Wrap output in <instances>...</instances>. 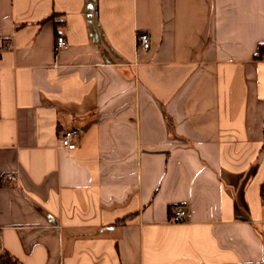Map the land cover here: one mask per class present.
<instances>
[{
	"label": "crops",
	"instance_id": "obj_1",
	"mask_svg": "<svg viewBox=\"0 0 264 264\" xmlns=\"http://www.w3.org/2000/svg\"><path fill=\"white\" fill-rule=\"evenodd\" d=\"M260 44L264 0H0V252L264 264Z\"/></svg>",
	"mask_w": 264,
	"mask_h": 264
},
{
	"label": "built area",
	"instance_id": "obj_2",
	"mask_svg": "<svg viewBox=\"0 0 264 264\" xmlns=\"http://www.w3.org/2000/svg\"><path fill=\"white\" fill-rule=\"evenodd\" d=\"M138 36V48L142 51H149L151 46V38L145 32H140L137 34ZM56 42V49H64L67 45V39L60 36L57 37ZM13 47L10 41L4 45V49L8 50ZM79 137V132L76 130H67L61 137H60V146L65 149L74 150L77 147V138ZM16 180V176L13 173L5 174L1 177L0 182L3 184L11 183V181ZM187 217V210L184 207L176 206L172 211L171 215V222L174 223H185Z\"/></svg>",
	"mask_w": 264,
	"mask_h": 264
},
{
	"label": "trees",
	"instance_id": "obj_3",
	"mask_svg": "<svg viewBox=\"0 0 264 264\" xmlns=\"http://www.w3.org/2000/svg\"><path fill=\"white\" fill-rule=\"evenodd\" d=\"M52 19L54 16L51 17ZM56 24H58L57 21H55ZM258 51L255 54V58L257 60H262L264 59V44H260L258 46ZM1 57V54H0ZM262 195L264 196V188H262ZM0 264H21L18 259L12 255H10L7 251H2L0 252Z\"/></svg>",
	"mask_w": 264,
	"mask_h": 264
}]
</instances>
